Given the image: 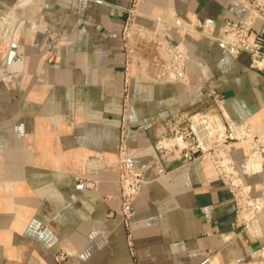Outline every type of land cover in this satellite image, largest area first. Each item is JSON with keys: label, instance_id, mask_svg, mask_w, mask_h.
<instances>
[{"label": "crops", "instance_id": "crops-1", "mask_svg": "<svg viewBox=\"0 0 264 264\" xmlns=\"http://www.w3.org/2000/svg\"><path fill=\"white\" fill-rule=\"evenodd\" d=\"M17 1L0 0V20ZM37 2V22L24 35L23 71L0 80V264H264L251 256L264 250V213L241 230L230 193L207 183L197 163L159 173L150 127L202 106L208 83L233 122L264 130V74L248 67L246 54L233 58L214 41L191 37L189 84L133 78L124 106L120 28L132 0ZM163 10L216 28L245 14L234 0L142 6L144 14ZM50 53L54 62L47 61ZM124 123L126 144L136 149L131 165L148 180L133 204L130 240L116 182ZM246 155L237 145L244 182L264 198V173L247 175ZM88 175L102 180L96 189L76 179ZM61 251L67 256L56 260Z\"/></svg>", "mask_w": 264, "mask_h": 264}, {"label": "built area", "instance_id": "built-area-1", "mask_svg": "<svg viewBox=\"0 0 264 264\" xmlns=\"http://www.w3.org/2000/svg\"><path fill=\"white\" fill-rule=\"evenodd\" d=\"M234 1L245 10L244 16L237 21L225 19L216 28L210 20L182 17L172 10L144 14L145 0H132L131 6L125 9L121 29L124 106L132 78L160 85L189 84L187 40L191 37L212 40L233 58L246 54L248 67L264 74V0ZM138 17L149 19L153 27L142 25ZM205 87L207 98L202 108L180 110L151 122L152 145L160 159L158 172L197 163L207 183H219L230 193L235 226L248 229L264 213V198L252 195L251 187L241 176L234 151L239 144L247 149L243 160L247 175L264 173V130L255 129L247 122H233L223 106V96L210 84L206 83ZM125 131L124 123L117 149L116 182L120 189L119 214L130 240L133 203L148 181L142 171L131 165L136 149L127 146ZM251 163L257 165L256 169H248ZM76 179L87 189H96L102 181L90 175ZM263 251L258 250L251 256L264 262ZM66 256L61 251L55 258L63 260Z\"/></svg>", "mask_w": 264, "mask_h": 264}, {"label": "bare ground", "instance_id": "bare-ground-1", "mask_svg": "<svg viewBox=\"0 0 264 264\" xmlns=\"http://www.w3.org/2000/svg\"><path fill=\"white\" fill-rule=\"evenodd\" d=\"M22 16L29 17L30 22H31L30 23L31 26H35V24L37 22V18H38V2H37V0H24V1L18 2L14 6V8L12 9L11 14L0 21V36L1 35H3V36L4 35H8V36L17 35V36H19L20 33L17 32V30H15L14 27H15L16 23L18 22V20ZM17 39L11 38V37L9 38L8 44H7V50L5 52L0 51V54L3 58L4 57L7 58L10 45L13 42H16ZM14 65L19 66L20 63H15ZM16 75L17 74H15L13 76H16ZM0 77H3V78L5 77L7 80H11V81L13 79L12 76H2L1 74H0Z\"/></svg>", "mask_w": 264, "mask_h": 264}, {"label": "rangeland", "instance_id": "rangeland-1", "mask_svg": "<svg viewBox=\"0 0 264 264\" xmlns=\"http://www.w3.org/2000/svg\"><path fill=\"white\" fill-rule=\"evenodd\" d=\"M20 1H24V0H18L17 2H20ZM38 8H39V5H38ZM11 12H12V10H9V11H7V12H5V14L3 15V17H2V19L1 20H3L5 17H7V16H9L10 14H11ZM39 13V12H38ZM124 13H125V10H124ZM179 15V14H178ZM125 16H126V14H124V20H125ZM183 17H185V16H183ZM38 19V18H37ZM0 20V21H1ZM149 20V19H148ZM31 22H30V19H29V17H26V16H22L19 20H18V22L16 23V25H15V27H14V29L15 30H17V32H19L20 34H19V36H17V35H10V36H8V35H1L0 36V51H2V52H5L6 50H7V44H8V40H9V38L11 37V38H18L17 40H18V43L19 44H21V45H23L24 44V42H25V37H24V35L25 34H28L29 33V31L31 30V29H33L34 27L33 26H31V24H30ZM124 24V23H123ZM27 26V27H26ZM37 27V26H36ZM123 27V26H122ZM122 27L120 28V35H121V29H122ZM27 31V32H26ZM32 31V30H31ZM121 40H122V38H121ZM47 61L48 62H54L55 61V58L53 57V55L50 53L49 55H47ZM6 62H7V58H3L2 56H1V54H0V68H3L4 66H5V64H6ZM22 66H23V62H22ZM22 71H23V69H22ZM122 73H123V71H122ZM20 74V73H19ZM19 74H17L16 76H12L13 77V79L12 80H14L15 78H17L18 77V75ZM133 79V78H132ZM0 80H5V81H11V80H7L5 77L3 78V77H0ZM203 107V105L202 106H200L199 108H202ZM198 108V109H199ZM145 175V174H144ZM147 179V178H146ZM148 181V180H147ZM119 192H120V189H119ZM141 192V191H140ZM140 194V193H139ZM119 195V194H118ZM139 196V195H138ZM137 196V197H138ZM136 200V199H135ZM134 204V203H133Z\"/></svg>", "mask_w": 264, "mask_h": 264}, {"label": "water", "instance_id": "water-1", "mask_svg": "<svg viewBox=\"0 0 264 264\" xmlns=\"http://www.w3.org/2000/svg\"><path fill=\"white\" fill-rule=\"evenodd\" d=\"M24 49L23 45L16 42H13L9 47V52L7 56V62L3 68L0 69V74L2 76H13L22 72ZM15 63H20L19 66H15Z\"/></svg>", "mask_w": 264, "mask_h": 264}]
</instances>
